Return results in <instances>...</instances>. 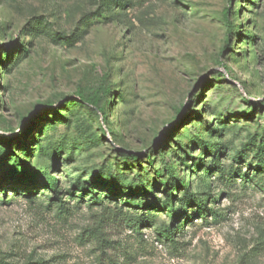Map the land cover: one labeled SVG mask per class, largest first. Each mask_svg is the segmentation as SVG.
<instances>
[{
	"label": "rangeland",
	"instance_id": "rangeland-1",
	"mask_svg": "<svg viewBox=\"0 0 264 264\" xmlns=\"http://www.w3.org/2000/svg\"><path fill=\"white\" fill-rule=\"evenodd\" d=\"M120 1L0 0V264H264V0Z\"/></svg>",
	"mask_w": 264,
	"mask_h": 264
},
{
	"label": "trees",
	"instance_id": "trees-1",
	"mask_svg": "<svg viewBox=\"0 0 264 264\" xmlns=\"http://www.w3.org/2000/svg\"><path fill=\"white\" fill-rule=\"evenodd\" d=\"M112 4H117V5L120 4V5H122L120 0H100V6H101L100 14L99 13L97 14V12L94 13V14H89L91 16H88L86 19L90 20L91 18H94V17H98V18L100 17L101 19H105L106 16H104V14L107 13L108 10H110ZM224 16H225V18L227 17V11L225 12ZM80 98L83 101V103L87 104L88 106H91V108H93V110H95L97 113L103 114V110L97 106L98 97H96V94H93L91 97H88V98H83L81 96H80ZM23 132H24V130H20L19 133L14 134L11 137H8V138L7 137H2L1 139L4 142L3 146L7 147L10 144H15L16 142H19V139L22 137ZM165 136H166V138H168L167 134ZM262 139L264 140V133H263V138ZM260 146H263V145L261 144ZM260 149H262V147H260ZM132 158L136 159L137 157L135 155H133ZM260 162L262 163L261 159H260ZM257 171L258 172L264 171V164L262 166H260V168ZM158 176L159 177H163L161 174H158ZM173 189H175V186H174ZM173 203L174 202H173L172 196L170 194H167V196L165 198V204H166L165 206L168 205L171 208L173 206ZM198 203H199V210H201L202 208H200V206L202 204H201L200 201H198ZM140 222H141L140 219L136 220L134 225H133V227H135V228L138 227L139 228V226L141 225Z\"/></svg>",
	"mask_w": 264,
	"mask_h": 264
}]
</instances>
